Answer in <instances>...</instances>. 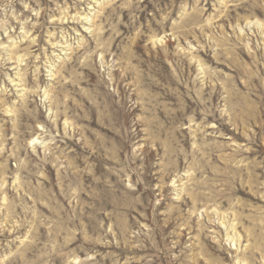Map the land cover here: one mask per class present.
Masks as SVG:
<instances>
[{"label": "rangeland", "instance_id": "1", "mask_svg": "<svg viewBox=\"0 0 264 264\" xmlns=\"http://www.w3.org/2000/svg\"><path fill=\"white\" fill-rule=\"evenodd\" d=\"M0 264H264V0H0Z\"/></svg>", "mask_w": 264, "mask_h": 264}]
</instances>
